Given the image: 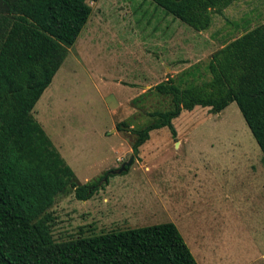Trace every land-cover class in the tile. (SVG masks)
<instances>
[{
  "label": "rangeland",
  "instance_id": "1",
  "mask_svg": "<svg viewBox=\"0 0 264 264\" xmlns=\"http://www.w3.org/2000/svg\"><path fill=\"white\" fill-rule=\"evenodd\" d=\"M91 14L32 115L81 183L50 208L55 241L173 222L198 264H264V163L237 104L182 110L132 153V127L169 98L150 87L208 80L212 54L264 23L235 0L198 31L152 0H86ZM128 122L125 130L117 125ZM134 156L127 173L106 175Z\"/></svg>",
  "mask_w": 264,
  "mask_h": 264
},
{
  "label": "trees",
  "instance_id": "2",
  "mask_svg": "<svg viewBox=\"0 0 264 264\" xmlns=\"http://www.w3.org/2000/svg\"><path fill=\"white\" fill-rule=\"evenodd\" d=\"M152 1L201 31L212 11L235 0ZM90 14L86 0H0V264H198L173 222L52 237L56 196L73 192L87 200L97 188L79 181L32 110ZM207 69L209 79L199 83L170 77L149 88L169 102L130 128L134 155L152 130L167 126L175 136L172 120L182 110L209 106L219 113L235 102L264 163V23L215 51Z\"/></svg>",
  "mask_w": 264,
  "mask_h": 264
},
{
  "label": "water",
  "instance_id": "3",
  "mask_svg": "<svg viewBox=\"0 0 264 264\" xmlns=\"http://www.w3.org/2000/svg\"><path fill=\"white\" fill-rule=\"evenodd\" d=\"M133 160H134V156L132 155L127 161L122 162L121 165L119 166V168L113 169L111 171V173L120 174V173L124 172L125 169L132 164Z\"/></svg>",
  "mask_w": 264,
  "mask_h": 264
}]
</instances>
